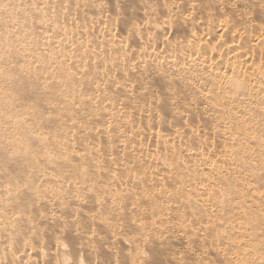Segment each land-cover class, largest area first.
<instances>
[{
  "label": "bare ground",
  "instance_id": "obj_1",
  "mask_svg": "<svg viewBox=\"0 0 264 264\" xmlns=\"http://www.w3.org/2000/svg\"><path fill=\"white\" fill-rule=\"evenodd\" d=\"M0 264H264V0H0Z\"/></svg>",
  "mask_w": 264,
  "mask_h": 264
},
{
  "label": "rangeland",
  "instance_id": "obj_2",
  "mask_svg": "<svg viewBox=\"0 0 264 264\" xmlns=\"http://www.w3.org/2000/svg\"><path fill=\"white\" fill-rule=\"evenodd\" d=\"M9 91H10V90H9ZM20 92H22V91H20V90H19L17 94H19ZM13 94H16V92H15V93H13ZM17 94H16V95H17Z\"/></svg>",
  "mask_w": 264,
  "mask_h": 264
}]
</instances>
